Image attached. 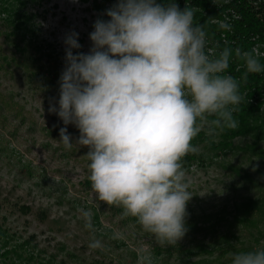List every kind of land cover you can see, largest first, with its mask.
I'll return each mask as SVG.
<instances>
[{"label": "clouds", "instance_id": "1", "mask_svg": "<svg viewBox=\"0 0 264 264\" xmlns=\"http://www.w3.org/2000/svg\"><path fill=\"white\" fill-rule=\"evenodd\" d=\"M105 14L110 19L95 21L87 54L73 53L81 48L78 33L66 34L59 108L50 105L49 112L79 129L76 144L67 127L60 128L59 141L68 150L89 149L96 199L136 218L159 245H177L188 231L186 209L193 196L182 163L198 151L191 141L201 131L214 135L238 126L240 82L227 74L233 50L210 55L204 25H194L193 10L174 2L117 0ZM220 27L231 30L228 23ZM234 55L246 65L241 79L264 72L254 51L236 48ZM80 212L92 229V212ZM89 247L103 245L93 239ZM138 264H152L144 249L138 250ZM231 264H264V242L232 253Z\"/></svg>", "mask_w": 264, "mask_h": 264}, {"label": "rangeland", "instance_id": "2", "mask_svg": "<svg viewBox=\"0 0 264 264\" xmlns=\"http://www.w3.org/2000/svg\"><path fill=\"white\" fill-rule=\"evenodd\" d=\"M38 1L29 9L39 15L35 22L41 39L54 42L56 52H61L62 73L66 34L78 33L81 48L73 53L87 54L98 12L94 0ZM0 28L4 30L1 21ZM3 40L0 35V52L11 55V45ZM16 58L0 67V93L14 101L11 108L0 107V222L12 232L34 235L48 251L64 243L67 251L83 259L94 256L101 264H138L139 249L150 254L152 264H231L232 253L261 246L264 157L250 152L251 136L236 137L234 150L227 154L197 145L206 164L186 170L193 194L186 209L188 231L177 245L161 246L131 216L123 217L122 208L96 199L88 178L89 149L74 145L68 150L59 141L60 128L67 127L76 144L79 129L65 126L49 112L50 105L59 108L60 78L25 56ZM258 145L263 149L264 140ZM14 202L30 210L21 212ZM246 205L254 207L248 210ZM80 209L92 212V229L85 227ZM116 233L123 238L113 239ZM93 239L103 247L91 249Z\"/></svg>", "mask_w": 264, "mask_h": 264}, {"label": "trees", "instance_id": "3", "mask_svg": "<svg viewBox=\"0 0 264 264\" xmlns=\"http://www.w3.org/2000/svg\"><path fill=\"white\" fill-rule=\"evenodd\" d=\"M38 0H0V35L4 42L12 47V54L0 52V67L4 68L11 60L16 61L17 55L32 60L42 70L50 71L55 78H60L61 70L58 63L61 52H56L54 42L41 39L40 26L36 24L39 15L31 11V4ZM117 0H94L93 8L98 12L97 18L108 20L106 10ZM167 5L174 2L183 10L186 6L194 12V25L203 24L207 33V51L210 55H218L225 47L233 50L230 57L227 74L239 82V92L242 102L236 106L234 118L238 121L235 129L217 130L214 135L201 131L191 141L194 147L199 143L205 144L209 151L216 154H227L234 150L233 142L239 136H251L248 145L250 152L264 157V147L259 148L258 142L264 140V72L249 73L246 80L241 79L246 71L245 62L234 55V50L254 51L260 63L264 65V0H157ZM221 23L231 25V30L220 27ZM35 73L32 74V77ZM14 101L0 93V107L11 108ZM217 140V141H216ZM198 148V147H197ZM200 148L196 153H189L183 158L186 170L194 164L204 166L206 160ZM21 212L27 213L30 207L19 202L12 203ZM247 206V205H246ZM253 205L247 206L249 210ZM136 220V218L132 217ZM137 221V220H136ZM34 235L20 236L0 222V264H101V260L92 257H78L75 252L67 251L64 243H59L55 251L47 247L40 248ZM62 254L64 256H62ZM61 256V258H60ZM86 261V262H85Z\"/></svg>", "mask_w": 264, "mask_h": 264}]
</instances>
